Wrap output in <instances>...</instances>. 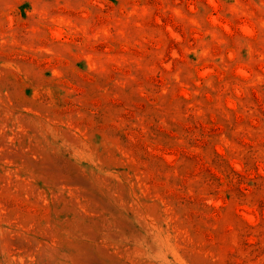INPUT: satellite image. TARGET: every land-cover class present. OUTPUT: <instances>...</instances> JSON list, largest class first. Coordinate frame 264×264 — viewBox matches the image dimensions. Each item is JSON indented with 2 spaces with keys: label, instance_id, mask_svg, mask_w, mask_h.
Here are the masks:
<instances>
[{
  "label": "rangeland",
  "instance_id": "obj_1",
  "mask_svg": "<svg viewBox=\"0 0 264 264\" xmlns=\"http://www.w3.org/2000/svg\"><path fill=\"white\" fill-rule=\"evenodd\" d=\"M0 264H264V0H0Z\"/></svg>",
  "mask_w": 264,
  "mask_h": 264
}]
</instances>
